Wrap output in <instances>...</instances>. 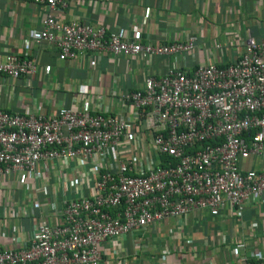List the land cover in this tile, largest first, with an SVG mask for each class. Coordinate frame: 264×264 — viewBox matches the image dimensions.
<instances>
[{
    "label": "built area",
    "instance_id": "2783aa9c",
    "mask_svg": "<svg viewBox=\"0 0 264 264\" xmlns=\"http://www.w3.org/2000/svg\"><path fill=\"white\" fill-rule=\"evenodd\" d=\"M16 1L47 11L34 40L53 47L59 61L102 51L129 60H177L195 49L194 36L141 44L133 35L56 20L52 13L65 9L62 0ZM37 70L25 57L0 60V76L8 79ZM120 97L131 113L101 114L92 105L82 111L61 107L51 117L0 109V176L18 171L37 179L68 160L97 171L89 196L60 201L59 225L38 216L26 247L1 249L0 264H100L98 246L108 240L143 234L195 211L215 218L228 209L239 220L245 204L264 194V169L242 165L264 155V38H247L240 56L228 63L188 69L174 62L163 76H147L142 89ZM140 133L156 159L144 168L122 158L119 149L132 141L141 153ZM105 156L109 166L100 170ZM234 260L264 264V255L241 251Z\"/></svg>",
    "mask_w": 264,
    "mask_h": 264
},
{
    "label": "crops",
    "instance_id": "0c3cea01",
    "mask_svg": "<svg viewBox=\"0 0 264 264\" xmlns=\"http://www.w3.org/2000/svg\"><path fill=\"white\" fill-rule=\"evenodd\" d=\"M62 1L65 9L52 13L56 20L83 21L129 38L133 35L141 44L194 36L195 49L177 60H129L102 51L59 61L53 47L34 40L47 11L30 3L0 0V60L16 55L38 67L31 76H0V109L51 117L61 107L82 111L92 105L101 114H129L120 96L142 89L145 77L159 78L178 61L188 69L208 62L228 63L240 56L247 38H264V0ZM140 136L141 153L132 141L119 149L125 151L122 158L144 168L156 159ZM108 160L105 156L100 161V170L108 168ZM261 164L250 157L242 165L244 170H263ZM96 172L91 164L68 160L37 179L18 171L0 176V250L24 249L38 216L50 226L59 225L60 201L89 196ZM98 250L100 264H237L234 259L241 251L264 255V194L245 204L239 220L228 209L215 218L195 211L180 221L153 225L143 234L108 240Z\"/></svg>",
    "mask_w": 264,
    "mask_h": 264
},
{
    "label": "rangeland",
    "instance_id": "374dc122",
    "mask_svg": "<svg viewBox=\"0 0 264 264\" xmlns=\"http://www.w3.org/2000/svg\"><path fill=\"white\" fill-rule=\"evenodd\" d=\"M225 61H227V59ZM261 162H262L261 165H264V155H263V158H262ZM113 241H115V240H113Z\"/></svg>",
    "mask_w": 264,
    "mask_h": 264
},
{
    "label": "trees",
    "instance_id": "16d2710c",
    "mask_svg": "<svg viewBox=\"0 0 264 264\" xmlns=\"http://www.w3.org/2000/svg\"><path fill=\"white\" fill-rule=\"evenodd\" d=\"M162 160V159H161Z\"/></svg>",
    "mask_w": 264,
    "mask_h": 264
}]
</instances>
